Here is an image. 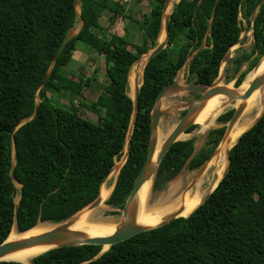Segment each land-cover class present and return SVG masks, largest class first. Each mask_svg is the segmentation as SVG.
Here are the masks:
<instances>
[{"label": "trees", "instance_id": "1", "mask_svg": "<svg viewBox=\"0 0 264 264\" xmlns=\"http://www.w3.org/2000/svg\"><path fill=\"white\" fill-rule=\"evenodd\" d=\"M261 1L181 0L174 5L169 48L143 68L130 154L106 205L122 209L134 187L147 158L151 112L159 92L175 80L186 64L188 80L213 84L226 54L241 37L242 20L251 28ZM75 2L0 0V244L15 224L19 232L38 223L60 224L98 198L104 178L123 154L132 122L130 67L157 46L166 0H134V7L146 4L148 8L138 19L136 12L118 1L78 0L84 27L52 66L67 34L81 23ZM107 15L110 26L118 19L139 25L142 42L132 44L117 34H101L107 31L101 26V18ZM85 43L108 62V117L100 123L81 117L75 108L63 107L53 99L57 94L83 95L82 80L64 75L63 67ZM203 44L205 48L197 52ZM263 55L264 3L257 11L251 53H237L227 73L233 66L238 74L247 61L251 71ZM142 71L139 80L132 81L134 89L140 87ZM246 74H239L236 88ZM38 97L39 112L31 120ZM100 102L101 99L96 104ZM234 111L221 115L218 121L227 124ZM196 127L193 125L187 132ZM225 132L226 126L210 131L206 146L199 152H195L194 139L174 143L159 166L153 191L164 189L186 165L189 170L199 169L213 156ZM229 165L228 173L207 201L188 218L180 217L138 233L96 259L102 247L82 245L50 250L35 257L33 264H264V113L231 148ZM16 183L22 188L18 203L20 188Z\"/></svg>", "mask_w": 264, "mask_h": 264}, {"label": "bare ground", "instance_id": "2", "mask_svg": "<svg viewBox=\"0 0 264 264\" xmlns=\"http://www.w3.org/2000/svg\"><path fill=\"white\" fill-rule=\"evenodd\" d=\"M176 2L177 0L170 4L166 13L167 15L172 11ZM147 58L148 56L146 55L145 59L136 65L133 68L131 74L128 76V80L130 78V89H133V77L137 74H140V72L144 70L143 68L147 63ZM261 71H264V58L255 68V70L253 69L245 76L242 86L235 90L236 94L238 95L236 100L231 101L225 95H216L202 103L201 106H208L209 108L204 115L199 116L197 111L192 120L194 123L200 125L201 131L204 133L208 130V128H211V126L215 125L217 116L220 112L226 109H233L232 111H234L240 106H243V112L232 129L225 135L224 139L219 144L214 155L208 161L209 164L207 162L201 170L189 176H182L178 178L170 185L165 193L154 198H152L151 192L148 190L150 185L153 184L152 179H149L143 184L134 200L135 222L137 225L152 228L173 216L187 217L194 210H196V208H198L203 198L207 194L215 190L224 173L226 172L228 166V152L238 141L239 137L244 133V131L250 127L251 124H253L255 118L260 116L264 110V86L256 90L249 98H242L250 86L253 78ZM218 83L219 81H217L215 84ZM214 87L217 86L214 85ZM209 89L210 88H206L205 91ZM174 90L177 92L180 91L178 88L170 90L164 97L163 102L166 101V98H169V96L172 95L171 92ZM174 94L176 93L174 92ZM214 99L219 100L210 101ZM166 102L162 104V108L164 107L165 109H172L173 106L171 107L170 104H167ZM210 120L213 122H209ZM168 133V131L159 130L157 148L152 158V164L155 163L157 155L164 144ZM124 149L126 154L125 158L121 163H117L115 165L114 169L109 173L110 175H108L105 181L102 183L97 203L95 205L85 207L83 210L71 217L70 220L65 223V227L68 230L80 231L89 237H105L113 234L119 228L122 220H119V223L108 217L102 218L101 214L103 210L106 209V201L114 187L113 185L108 188L107 182L113 176H115V179L117 178L116 176L119 173L121 165L123 162H125L128 153V142L126 143V147ZM216 173L217 178H215ZM16 186L18 187L20 185L16 183ZM18 201L19 198H16L17 203ZM51 228H53V226L40 224L29 232L19 234L15 226L10 233L8 241L17 242L20 240H25L27 238L45 233ZM51 248L52 247L48 246L30 247L28 249L11 252L7 254L3 260L19 261L25 264H30L35 257L49 251ZM104 250H107V246H105Z\"/></svg>", "mask_w": 264, "mask_h": 264}, {"label": "water", "instance_id": "3", "mask_svg": "<svg viewBox=\"0 0 264 264\" xmlns=\"http://www.w3.org/2000/svg\"><path fill=\"white\" fill-rule=\"evenodd\" d=\"M180 1L181 0H177L175 5L179 4ZM171 2H172V0H166V2L164 4V7H163V24H162L161 31H160V34H159V37H158V40H157V46L155 48H153L152 50H150L148 53L144 54V55L148 56L147 63L151 59H153L155 56H157L161 51L169 48V24H170V18H171V14H172V12L174 10V7H173L172 11L168 15L166 13L168 11V8H169ZM75 3H76V7H78V4H79L78 0H76ZM263 3H264V0L261 1V3L258 5V7L256 8V10L254 12V15H253V18H252V25H251L252 35H253L254 23H255V20H256V15H257L258 8ZM78 16H79V20L81 22L80 29L77 31L75 29V27H74L67 34V36L63 40L61 46L59 47L58 51L56 52V54L54 56V59H53V62H52V66L57 61L59 55L61 54V52L64 49V47L66 46V44L76 34H78L83 29L84 23L82 21L81 14L79 13ZM244 35L245 34H243V36L240 37V39L237 42V44L241 43L242 39L244 38ZM204 48H205V44H203L197 50V52L201 51ZM231 48L229 49L228 53L226 54V56L224 58V61H223L224 64H223L222 70L220 72V75H219V77L217 78V80L213 84H211V85L194 84V85H191V86L184 87V86H180L174 80L171 84L164 86L163 89L159 92V94L157 96V99L155 101L153 110L151 112V133H150V140H149L147 158H146V161H145L141 171L139 172V174H138V176H137V178H136V180L134 182V187H133L128 199L126 200V202L124 204V207L121 209V211H122V219L123 220H122L119 228L113 234H111L109 236H105V237H89L83 232L68 230L65 227V223L68 220H70V219H68L67 221L62 222L60 224L38 223L34 228H36L40 224H45L47 226H53V228H51L50 230H48L45 233H42V234L27 238L25 240H20V241H17V242L8 241V238H9L8 237L2 244H0V262H19V261H5V260H3V258L7 254H9L11 252L24 250V249H28L30 247H36V246H48V247H52L50 250H53V249L62 248V247H76V246H82V245H98V246H101L102 249H101L100 253L94 258V259H96V258L100 257L103 253L108 251L113 245L121 243V242L133 237L134 235H136L138 233L145 232V231H148V230H151V229H154V228L162 227V226L170 223L171 221H173V220H175L177 218H180V217L173 216V217H170L168 220H165L164 222H162L161 224H159V225H157L155 227H152V228L142 227L140 225H137L136 222H135L134 200L136 198V195L140 191L141 187L143 186V184L146 181H148L149 179H152V183L154 182V179H155V177L157 175V172H158V169H159V166H160L161 162L165 158L166 154L168 153V151L170 150L172 145L174 143L178 142V141H181L180 140V136L182 134H184L190 126L195 124L194 121L192 120V118L195 115V113L198 111V109L200 108V106L202 105V103L204 101H206V100H208L211 97H214L216 95H225L231 101H234V100H236L238 98V95L236 94V92L234 90H230V89L225 88V87H214L215 83L217 81L220 82L226 75V70H227V67L229 66L230 59H231L230 58L231 57ZM193 56H191L190 59ZM263 57H264V55H263ZM141 58H142V56L139 57L136 61L133 62V64L130 67V70H129V75L131 74V72H132L134 66L136 65V63ZM190 59H188V61ZM144 69H145V67H144ZM47 79H48V75L44 79L43 86H45V84L47 82ZM143 82H144V70H143L142 82H141L140 87L136 88L135 96L133 98L130 96L132 101H133V105H134V113H133L132 122H131L132 127L130 126L131 127V132L128 135V138H127L128 153H127L125 162H126L128 156L130 154V138H131V135L133 133L134 121H135V119L137 117V114H138V111H139L140 89H141V86H142ZM263 86H264V71H261L253 78L252 82L250 83V86L248 87L246 93L244 94V96L242 98L243 99L249 98L256 90H258L259 88H261ZM174 88H178L180 91H184L185 93L186 92L187 93H198L200 95L193 102H187V103H183V104H178V105H175L173 107V109L185 110L186 113L182 116V118L180 119L179 123L173 128V130L167 136L164 144L162 145V147H161V149H160V151H159V153L157 155L155 163L152 164L151 163L152 162V158H153V156L155 154V151H156V148H157V143H158V133H159V130H160L159 129L160 119L164 115V110H162V104H163V101H164L163 99L166 96V94L170 90H172ZM206 88H210V89L205 91ZM39 108H40V102L37 103L36 109H35V113L32 116L31 120L36 118V116H37V114L39 112ZM242 112H243V106H240L237 109H235L232 118L226 124L225 135L232 129V127L234 126L236 121L242 115ZM263 113H264V110L261 113V115L257 118V120L254 122V124L261 118ZM26 122H27V120L21 122L19 126H22ZM225 135H224V137H225ZM13 145H14V153L13 154L15 155V141H14V139H13ZM207 162H205L201 166V169L206 165ZM229 169H230V165H229V152H228V166H227L226 172L224 173L223 177H225V175L228 173ZM13 170H14V165H13L12 170H11V176L12 177H13ZM119 173H120V170H119ZM119 173L117 175L115 184L117 182ZM107 176L104 178L103 182L105 181ZM223 177H222V179H223ZM115 184H114V186H115ZM113 189H114V187H113ZM213 191L211 193L207 194L203 198V200H202L200 205L204 204L207 201V199L213 193ZM21 196H22V188L20 186V197H19V199L21 198ZM97 200H98V198L95 201H93L90 205H95L97 203ZM189 216L183 217V218H188ZM14 226H16V224ZM34 228H32V229H34ZM32 229H30V230H28L26 232H29ZM26 232H19L18 231L19 234H23V233H26ZM105 246H107V250H104ZM20 263H23V262H20ZM23 264H25V263H23ZM30 264H33V260H32V262Z\"/></svg>", "mask_w": 264, "mask_h": 264}, {"label": "rangeland", "instance_id": "4", "mask_svg": "<svg viewBox=\"0 0 264 264\" xmlns=\"http://www.w3.org/2000/svg\"><path fill=\"white\" fill-rule=\"evenodd\" d=\"M133 2H134V0H128V1L121 0V3L126 5V7L128 9H132L134 12H136V18L137 19L140 18V16L142 14L147 13L148 8L146 7V4L145 5L144 4L139 5V7H134ZM79 13H80V5L78 4L77 14L79 15ZM242 22H243V32H242L241 36H243V34H245V35H244V38L242 39L241 43L236 44L231 48V57H230L231 59L234 56H236L237 53H239V54L243 53V52L251 53V50H252V46H253L252 29L249 28L243 20H242ZM80 26H81V23H78L75 26V29L78 31L80 29ZM101 26L104 28V30H107V31L101 32V34L105 33L107 37L112 35V34H117L120 37L127 38V40H129L132 44H140L142 42L141 28L139 25L135 24L131 20L118 19L114 26H110L109 21H108V15H107V16H103L101 18ZM130 49L132 50L131 47H130ZM256 56L257 55H255V57ZM142 57H144V56H142ZM263 58H264L263 56H260L258 65L261 63ZM249 63H250V61L244 62L242 67H241V70L238 74H236V72L233 69V66H231L228 73L226 70L225 77L218 84H215V86L225 87V88H228V89L234 90V91L236 89L240 88L242 86L243 82L237 88L235 86V82H236L237 77L239 76L240 73L247 72V74H248L250 72V71H248ZM222 67H223V65H222ZM255 68H253V69L255 70ZM221 70H222V68H221ZM107 71H108V62H107L106 57L104 55H99V54L95 53L94 51L89 50L86 43L80 45L79 50L78 51L76 50L73 52L72 60L65 67H63V74L66 75L67 77L71 78L74 81H78L79 79L82 80V83H83L82 94L83 95L81 97H79V96L73 97V96L68 95V93H65L63 95L57 94V95L53 96V99L59 105H61L63 107L75 108L81 117H83V118H85L91 122H94V123H100L103 119L108 117V111L106 108V103L110 97V90H109V80L107 77ZM188 75H189L188 66L186 64L177 72L176 77H175V81L180 86H184V87L194 85V80H188ZM133 79L139 80V74L135 75L133 77ZM133 79H132V81H133ZM129 80H130V78H129ZM141 82H142V78H140V85H141ZM128 89H129L128 90L129 96H131L133 98L135 96L136 89H134V88L130 89L129 81H128ZM176 90L171 92L172 95H170L169 98H166L167 102L165 101L167 104H170L171 107L172 106L174 107L175 105H178V104L193 102L197 99V95L198 96L200 95L198 93H187V92L185 93L184 91H178L177 92ZM174 92L176 94H174ZM99 99H101V102L96 104ZM70 100L72 101V105H70ZM215 100H219V99H214V100H210V101H215ZM38 102H40L39 97L37 99V103ZM165 102H163V103H165ZM208 108H209L208 106H201L200 109L198 110L199 111L198 114L200 112H202L203 110H205V109L206 110L204 112H202L201 114H199V116L204 115ZM166 109L164 107L162 108V110H164V115L160 119L159 129L164 130V131H168L169 132L168 135H169L170 132L173 130V128L179 123L180 119L183 116V112L185 110L173 109V108L172 109L166 108ZM231 110H233V109H226V110L220 112L217 116L215 125L211 126V128H208V130L205 133L201 131L200 125H198L197 123L193 124L197 127L193 131L187 132L189 130V128L192 127L193 125L190 126L187 129V131L180 136V140L184 141V140L194 139L195 140V142H194L195 152H199L201 149H203L206 146V143L208 140V134L210 131L221 128L223 126H226V124L218 121V119L221 115H223V114H225ZM257 118H255L254 122L257 120ZM209 122H213V121L210 120ZM254 122H253V124H254ZM253 124H251V126L248 127L246 130L250 129L253 126ZM131 127H132V125H131ZM131 127L129 129L128 135L131 132ZM222 139H224V138H222ZM125 155L126 154H125V149H124L121 158L115 162V165L117 163H121L124 160ZM124 163L125 162H123V164L121 165L120 170L123 167ZM208 164H209V162H208ZM200 169H201V167L199 169L189 170L187 165H186L183 168V170L172 181L167 183L165 188L162 189L161 191L154 192L152 184L150 185L148 190H149V192H151L152 198L158 197L159 195L165 193L168 190V188L170 187V185L172 183H174L178 178H180L182 176H189L193 173L198 172ZM115 181H116L115 176L111 177V179L107 182V187L109 188V187L113 186L115 184ZM17 188L19 190L20 186H18ZM16 198H19V196H17ZM112 213H115V214H112ZM101 217L102 218L108 217V218H111V219H113L119 223L121 220H123L121 208H114V207H111L109 205H106V209L103 210Z\"/></svg>", "mask_w": 264, "mask_h": 264}, {"label": "crops", "instance_id": "5", "mask_svg": "<svg viewBox=\"0 0 264 264\" xmlns=\"http://www.w3.org/2000/svg\"><path fill=\"white\" fill-rule=\"evenodd\" d=\"M114 1H118V2H120V3H121V0H114ZM124 1H125V0H124ZM126 1H128V0H126ZM114 25H115V24H114ZM114 25H113V26H114Z\"/></svg>", "mask_w": 264, "mask_h": 264}]
</instances>
